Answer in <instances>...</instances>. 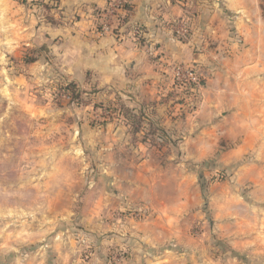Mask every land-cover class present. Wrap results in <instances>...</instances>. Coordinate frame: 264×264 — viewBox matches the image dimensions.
<instances>
[{
	"label": "rangeland",
	"instance_id": "374dc122",
	"mask_svg": "<svg viewBox=\"0 0 264 264\" xmlns=\"http://www.w3.org/2000/svg\"><path fill=\"white\" fill-rule=\"evenodd\" d=\"M57 1L12 0L7 24L0 6V38L5 27L25 38L0 47V264H191L192 246L241 264L219 233L250 232L264 217V113L234 112L243 34L194 29L187 15L152 87L118 89L67 77L47 30L75 17ZM195 2L205 0L191 11Z\"/></svg>",
	"mask_w": 264,
	"mask_h": 264
},
{
	"label": "crops",
	"instance_id": "0c3cea01",
	"mask_svg": "<svg viewBox=\"0 0 264 264\" xmlns=\"http://www.w3.org/2000/svg\"><path fill=\"white\" fill-rule=\"evenodd\" d=\"M107 2L108 0H59L62 16L66 19L75 18L74 21H63L57 27L48 28L47 43L52 45L59 38L52 50H57L61 59H64L62 66L67 77L80 79L90 73L104 86L108 84L125 90L133 86L134 90V86L140 88L141 82L152 87L158 77L157 63L163 58L175 60V50L182 45L172 36L173 26L188 15L194 29L203 26L211 32H218L226 29L221 28L222 26H231L243 34L240 50L235 55V58L239 56L241 64L236 69L238 86L233 92V96L237 97L234 112H239L248 119L253 113H264V89L255 87V82L264 80V72H261L264 63L253 59L259 46L264 47V39L260 36L264 34V0H205L201 6L195 2L193 6L197 8L196 14L190 10L191 0H131L128 4L129 20L125 28L136 29L138 32L141 30L143 41L140 43L129 36L121 38L118 35L97 34V13L105 8ZM203 16L208 22L193 19L204 18ZM249 34H255L257 38L249 41ZM246 52L250 53V57L243 56ZM157 54L158 59H154ZM226 71L233 76L229 63L226 64ZM246 81L252 83L251 90ZM230 92L229 89L216 90L213 95L228 96ZM228 231L229 226H225V233L220 232L219 236L229 241L231 249L243 260L241 264H264V217L257 219L250 232L239 235L237 231L227 234ZM171 237L173 239L174 236ZM185 238L179 240L185 241ZM149 242L153 245L158 241L154 239ZM192 247L191 253L187 254L191 257V264H222L210 259L206 251Z\"/></svg>",
	"mask_w": 264,
	"mask_h": 264
},
{
	"label": "built area",
	"instance_id": "2783aa9c",
	"mask_svg": "<svg viewBox=\"0 0 264 264\" xmlns=\"http://www.w3.org/2000/svg\"><path fill=\"white\" fill-rule=\"evenodd\" d=\"M131 0H108L105 9L97 13L99 30L98 35H118L120 30L118 29L119 23L126 15V6ZM183 22V21H182ZM179 23V24H178ZM176 26H178L177 34L184 33L185 27L184 23L179 21ZM133 35L137 36L138 30L134 29L131 32ZM119 36V35H118ZM176 74H179L178 71Z\"/></svg>",
	"mask_w": 264,
	"mask_h": 264
},
{
	"label": "clouds",
	"instance_id": "9594fccd",
	"mask_svg": "<svg viewBox=\"0 0 264 264\" xmlns=\"http://www.w3.org/2000/svg\"><path fill=\"white\" fill-rule=\"evenodd\" d=\"M0 6H2V8L5 11V16H6L5 24H7L8 13L14 7H16V5H14L12 3V0H0ZM10 27H12L14 29L15 25H10ZM3 31H4L5 35L3 36V38H0V47L3 48V52L4 53L12 52L14 50V48L20 47L19 41L22 40V39H25L24 37H21V36L11 35L9 33V28L8 27H5ZM9 36H11V39H9ZM5 45H6V47H4ZM193 184H194V180H193ZM192 192L193 193L196 192V187L195 186L192 188Z\"/></svg>",
	"mask_w": 264,
	"mask_h": 264
},
{
	"label": "trees",
	"instance_id": "16d2710c",
	"mask_svg": "<svg viewBox=\"0 0 264 264\" xmlns=\"http://www.w3.org/2000/svg\"><path fill=\"white\" fill-rule=\"evenodd\" d=\"M57 2H59V0H58ZM129 13H130V7L127 5V6H126V15H125V17L121 20V24H122V25H125V24L127 23V21L129 20ZM139 29H140V28H139ZM137 41H138L139 43L143 41L141 30H140V32L137 34Z\"/></svg>",
	"mask_w": 264,
	"mask_h": 264
}]
</instances>
